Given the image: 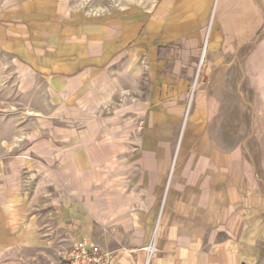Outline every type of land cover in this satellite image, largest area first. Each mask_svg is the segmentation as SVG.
Returning <instances> with one entry per match:
<instances>
[{
    "label": "crops",
    "instance_id": "1",
    "mask_svg": "<svg viewBox=\"0 0 264 264\" xmlns=\"http://www.w3.org/2000/svg\"><path fill=\"white\" fill-rule=\"evenodd\" d=\"M257 13L254 0H0V264L82 239L110 264H264L243 85L261 57L237 43Z\"/></svg>",
    "mask_w": 264,
    "mask_h": 264
},
{
    "label": "rangeland",
    "instance_id": "2",
    "mask_svg": "<svg viewBox=\"0 0 264 264\" xmlns=\"http://www.w3.org/2000/svg\"><path fill=\"white\" fill-rule=\"evenodd\" d=\"M254 3L255 6L257 7L258 13L257 15H255L252 28L249 31L238 33L237 43H238L239 57L241 56L243 60L245 56L251 54L250 52L252 50H253L252 54L257 53L258 50H260L259 51L261 57L260 69L254 70V72L250 76L251 80L249 81L247 80L246 72L243 71V74L245 76L243 80V85L244 87H247L249 93L248 102L251 109L250 135L253 136V139H255L254 154L256 159L255 160L256 167L260 177L264 181V0H254ZM224 20L225 17H222L221 21L224 22ZM215 22L218 24L220 23L219 19L218 21L216 20ZM219 34L221 35L222 41L225 39V36L229 37L230 35V33H225V32H220ZM245 45H248L250 47L248 48L249 51L247 53L246 52L241 53V46H245ZM204 46L205 45L203 44L200 53V56L201 54L203 55L205 53V55L202 57V61L203 58L208 54L206 53V46L205 47ZM222 47H223V43H222ZM219 51L222 52V49H219ZM202 61L200 62V58H199L200 64L198 63L196 73L197 71L198 73L200 72L203 63ZM195 77L197 79L196 74ZM257 107H259L260 109L259 123L257 122V117H256ZM35 160L37 161L38 159ZM67 247L68 246H66V248ZM65 256L63 253L58 255L23 254L19 256L17 260L20 262V264H66ZM0 262H5V260L3 259Z\"/></svg>",
    "mask_w": 264,
    "mask_h": 264
},
{
    "label": "built area",
    "instance_id": "3",
    "mask_svg": "<svg viewBox=\"0 0 264 264\" xmlns=\"http://www.w3.org/2000/svg\"><path fill=\"white\" fill-rule=\"evenodd\" d=\"M202 57L200 56V62ZM195 82L196 77L191 84L189 101L192 97ZM110 259V252L103 250L98 244L86 239L75 242L65 256L66 264H110Z\"/></svg>",
    "mask_w": 264,
    "mask_h": 264
},
{
    "label": "bare ground",
    "instance_id": "4",
    "mask_svg": "<svg viewBox=\"0 0 264 264\" xmlns=\"http://www.w3.org/2000/svg\"><path fill=\"white\" fill-rule=\"evenodd\" d=\"M204 47H205V46H204ZM204 49H205V48H204ZM204 49H203V50H204Z\"/></svg>",
    "mask_w": 264,
    "mask_h": 264
}]
</instances>
